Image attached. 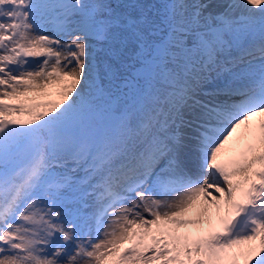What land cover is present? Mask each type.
I'll return each instance as SVG.
<instances>
[{"label": "snow or ice", "instance_id": "obj_1", "mask_svg": "<svg viewBox=\"0 0 264 264\" xmlns=\"http://www.w3.org/2000/svg\"><path fill=\"white\" fill-rule=\"evenodd\" d=\"M0 264H264V0H0Z\"/></svg>", "mask_w": 264, "mask_h": 264}]
</instances>
